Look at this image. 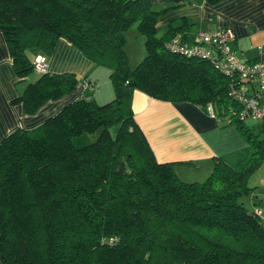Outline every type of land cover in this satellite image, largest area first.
Segmentation results:
<instances>
[{"label": "trees", "instance_id": "trees-1", "mask_svg": "<svg viewBox=\"0 0 264 264\" xmlns=\"http://www.w3.org/2000/svg\"><path fill=\"white\" fill-rule=\"evenodd\" d=\"M163 11L149 0H0L18 80L37 74L14 99L25 113L78 86L73 72H36L27 56L31 48L49 56L59 38L109 67L114 92L103 103L78 97L0 142L2 264H264V222L239 201L264 162V124L239 118L228 75L167 46L182 27L158 35ZM133 25L145 55L130 67L125 32ZM134 90L204 110L212 104L250 157L235 165L216 158L204 180H182L176 162L156 159L136 122Z\"/></svg>", "mask_w": 264, "mask_h": 264}, {"label": "crops", "instance_id": "crops-1", "mask_svg": "<svg viewBox=\"0 0 264 264\" xmlns=\"http://www.w3.org/2000/svg\"><path fill=\"white\" fill-rule=\"evenodd\" d=\"M149 1L154 9H164L156 20L158 35L169 27L181 26L180 32L191 40L200 29L230 28L235 34L232 48L237 55L243 60L264 62V0ZM26 53L30 60L41 54L34 48L27 49ZM45 57L48 72H73L79 83L75 91L49 100L35 113L27 114L22 102L14 99L37 74L33 72L18 80L6 38L0 29V142L18 127H36L78 97L94 98L99 103L114 97L110 68L96 64L71 42L59 38L52 53ZM84 80L97 82L99 88L94 91L84 89ZM245 88L252 91L250 84ZM132 109L156 159L176 162V172L184 181H201L209 174L216 158L235 165L251 155L250 145L235 125L209 115L199 105L160 100L134 90ZM248 184L253 188L245 199L248 209L258 211L264 222V162L250 176Z\"/></svg>", "mask_w": 264, "mask_h": 264}, {"label": "built area", "instance_id": "built-area-1", "mask_svg": "<svg viewBox=\"0 0 264 264\" xmlns=\"http://www.w3.org/2000/svg\"><path fill=\"white\" fill-rule=\"evenodd\" d=\"M234 40L235 34L230 28L200 29L191 40L181 32L174 34L167 46L182 54L206 59L228 75L231 83L229 95L240 107L235 111L239 118H251L264 124V62L241 59L232 48ZM32 65L36 72L46 71L45 55H37ZM249 84L251 92L243 88ZM82 86L89 91L99 88V84L91 80H84ZM206 112L215 117L212 104H207Z\"/></svg>", "mask_w": 264, "mask_h": 264}, {"label": "rangeland", "instance_id": "rangeland-1", "mask_svg": "<svg viewBox=\"0 0 264 264\" xmlns=\"http://www.w3.org/2000/svg\"><path fill=\"white\" fill-rule=\"evenodd\" d=\"M125 37H126L125 49H127L128 52L127 55L129 58V65L130 67H134L139 61L143 59L145 55L144 36L137 30L136 26L133 25L128 30H126ZM246 121L248 125L251 126L258 123V121L251 118H248ZM94 137L95 134L89 135L90 140L94 139ZM205 178H203L202 180H204ZM245 199H246V195H243L239 201H243L244 205L247 208H249V204Z\"/></svg>", "mask_w": 264, "mask_h": 264}]
</instances>
